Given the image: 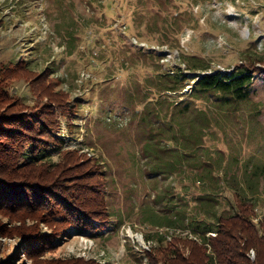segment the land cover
<instances>
[{
	"label": "rangeland",
	"instance_id": "obj_1",
	"mask_svg": "<svg viewBox=\"0 0 264 264\" xmlns=\"http://www.w3.org/2000/svg\"><path fill=\"white\" fill-rule=\"evenodd\" d=\"M16 62L24 68L0 71V122L12 126L0 142V264H165L172 229L197 233L203 210L227 215L250 200L262 222L264 0H0V68ZM202 65L253 69L249 98L199 96ZM182 73L184 88L164 89L166 74ZM46 94L66 102L53 105L57 131L22 156L35 165L14 170L6 149L26 132L12 123L47 111ZM77 163L67 175H88L104 201L83 230L42 213L56 199L76 205L65 174ZM192 241H177L182 256Z\"/></svg>",
	"mask_w": 264,
	"mask_h": 264
},
{
	"label": "trees",
	"instance_id": "obj_2",
	"mask_svg": "<svg viewBox=\"0 0 264 264\" xmlns=\"http://www.w3.org/2000/svg\"><path fill=\"white\" fill-rule=\"evenodd\" d=\"M7 65L8 66L3 67L4 70L0 68V71L12 69L16 72L17 69L20 71L24 68L20 62H16L13 66H10L11 64ZM197 65L198 64H194L191 68L197 70ZM200 68L202 69V72L196 74L195 79L197 78V80L194 86V92L199 96L216 93L222 95L221 98H223L225 102L229 100L242 101L249 98L255 78V71L253 69L244 65L236 67L234 70L218 69L215 71H208V65H202ZM166 75L168 76V81L167 84H165V90H181L185 86L184 82L190 81L188 73H182L180 77L176 76L179 77L178 80H176L171 74ZM179 82L182 83L179 84ZM176 84H179V86H175ZM1 92L4 93L0 86V97L3 99V94H1ZM45 98L48 100L46 105L47 111L43 110L38 113L33 112L31 117L28 118L29 124H27L22 118L12 123V125H18V127L23 129V132H26L23 134L25 138L19 137L18 140L15 138V146H17V150L14 151L13 154L10 151V147L6 149V156L13 160L11 167H13L14 170L26 165H35V163L22 164V156L26 154L29 149H32L34 152H40L42 149H46L44 148L45 145H47L51 136L57 131L56 112L53 105L64 107L66 106V102L51 97L50 94H46ZM178 113H181L180 110H178ZM158 114L159 112H156V117H158ZM172 118H175V116H172ZM34 121L37 122L34 123ZM6 127L12 126H5L0 122V142L2 141L1 139L6 140L12 138V136L6 132ZM11 133H17V131L14 130L11 131ZM79 165L80 164L77 163L71 166L69 168L70 170H67L65 174V178L71 177L72 183L77 185L75 193H71L73 197L74 195H77L76 205H71L68 202L70 201L69 198L56 199L58 204L44 208L42 213L48 216L49 219L52 218L55 222H64V224L70 222L75 224L79 230H83V227L89 225V219L100 220V217L95 212L94 206L102 207L104 201L102 198L103 195L99 197V193H97L100 192L101 189L96 186H91L90 182H85L88 175L87 177L81 173H70V175H67L73 170L80 169L81 167ZM206 176L208 177V175ZM201 177L202 176H197L198 179ZM32 187L38 188L39 186L33 185ZM39 196L41 199H45L43 195ZM35 199L38 202V198ZM60 203H64L66 208L62 209L63 207ZM210 206H213V204L210 203ZM206 211L209 213L202 218H198V213L197 220L196 218H191L190 225L194 226V231L197 230V232L202 234L204 241H207V239L211 241L215 255L208 254L203 245L199 242L192 241L195 243L196 247L192 246L191 254H183L182 256L180 249L175 245L177 244V241L181 240V237L176 236L173 238V241L171 240L172 242L170 241L171 243L169 242L170 244L167 243L162 246L163 249L161 252L164 254L165 258H163V260L165 264L166 262H169V260L173 262L175 259L176 261L179 257L183 260V264H264V218L259 225L253 221L252 217L256 215V211L255 205L252 201L248 200L241 203L236 212L227 215H219L216 217L217 212L212 208L203 210V212ZM181 216L180 213H177L173 218L169 217L166 220L167 225H176L177 222L180 221L179 218ZM211 216L216 217V220L212 221L213 219L211 220V218L213 217ZM261 227L263 228L262 232H260ZM208 231H217V235L209 238L206 235ZM163 239V237L159 238L160 241ZM195 249H197V253ZM252 249H254L256 253V258L254 260L250 256V251ZM156 258L159 262L161 261V257L157 254Z\"/></svg>",
	"mask_w": 264,
	"mask_h": 264
},
{
	"label": "built area",
	"instance_id": "obj_3",
	"mask_svg": "<svg viewBox=\"0 0 264 264\" xmlns=\"http://www.w3.org/2000/svg\"><path fill=\"white\" fill-rule=\"evenodd\" d=\"M172 230H176V232L175 233H177V234H173L171 237H170V239H172L173 238V236H180V237H189V238H192V239H194L195 241H197V242H199V243H206L207 241H209V239H207V241H204V239H203V236H202V234L201 233H199V232H193L192 230H190V231H188L187 229H172ZM193 233V234H192ZM206 235L210 238V236H216L217 235V233L216 232H214V231H208L207 233H206Z\"/></svg>",
	"mask_w": 264,
	"mask_h": 264
}]
</instances>
